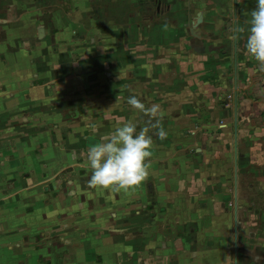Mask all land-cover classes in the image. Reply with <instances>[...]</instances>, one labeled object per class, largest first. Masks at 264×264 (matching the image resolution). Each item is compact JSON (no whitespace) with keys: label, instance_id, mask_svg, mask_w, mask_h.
Segmentation results:
<instances>
[{"label":"crops","instance_id":"crops-1","mask_svg":"<svg viewBox=\"0 0 264 264\" xmlns=\"http://www.w3.org/2000/svg\"><path fill=\"white\" fill-rule=\"evenodd\" d=\"M16 1L0 0V264H264L257 0H37L53 24L13 37ZM133 95L165 113L150 174L90 187L88 149L149 125Z\"/></svg>","mask_w":264,"mask_h":264},{"label":"clouds","instance_id":"clouds-1","mask_svg":"<svg viewBox=\"0 0 264 264\" xmlns=\"http://www.w3.org/2000/svg\"><path fill=\"white\" fill-rule=\"evenodd\" d=\"M234 31L242 33L245 29L237 27ZM245 48L247 54L258 62L260 70L264 71V0H257L256 8L251 12ZM127 103L149 117V125L137 131L133 122H123L88 149L90 187L111 191H128L139 187L150 174L153 154V140L148 134L150 129H157L156 134L161 140L167 137L161 123L165 115L161 105L146 106L134 95L128 98Z\"/></svg>","mask_w":264,"mask_h":264},{"label":"rangeland","instance_id":"rangeland-1","mask_svg":"<svg viewBox=\"0 0 264 264\" xmlns=\"http://www.w3.org/2000/svg\"><path fill=\"white\" fill-rule=\"evenodd\" d=\"M56 4L63 5L61 1L56 2ZM14 7L18 8V10H14L8 12V14L4 15L2 20H4L6 23V28L10 29L13 27V31L17 32V35H13V37L18 36L19 33L25 31L24 29L27 28H33L34 26L40 27V26H46L53 24L52 20L47 19V17L42 16L41 11L46 8V5L41 3L40 1H33V0H20L16 1L14 3ZM31 11V12H26ZM28 13L30 15H28ZM88 20V22L85 23V27L87 30L93 27V21ZM56 22H59L58 19L55 18ZM11 30V29H10ZM2 38V34H0ZM7 37L9 40V37H11V34L7 33ZM7 40L4 38L2 40V43L6 42ZM7 44H10V42H7ZM8 90V89H6ZM18 133V131H16ZM9 141V140H7ZM3 197V193H0V216L5 214V211L8 210V205L5 204L4 200L1 198Z\"/></svg>","mask_w":264,"mask_h":264}]
</instances>
